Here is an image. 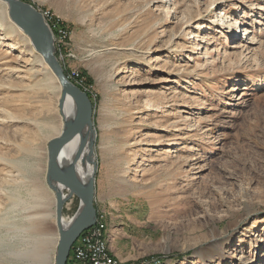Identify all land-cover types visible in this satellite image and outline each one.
Listing matches in <instances>:
<instances>
[{
    "label": "rangeland",
    "instance_id": "1",
    "mask_svg": "<svg viewBox=\"0 0 264 264\" xmlns=\"http://www.w3.org/2000/svg\"><path fill=\"white\" fill-rule=\"evenodd\" d=\"M21 1L66 31L55 56L92 104L110 251L127 264H264V0ZM222 15L233 30L214 26ZM10 35L0 24V264H55L46 169L61 88ZM79 206L71 196L62 217ZM36 212L50 215L44 258L24 260Z\"/></svg>",
    "mask_w": 264,
    "mask_h": 264
},
{
    "label": "water",
    "instance_id": "2",
    "mask_svg": "<svg viewBox=\"0 0 264 264\" xmlns=\"http://www.w3.org/2000/svg\"><path fill=\"white\" fill-rule=\"evenodd\" d=\"M0 1L6 4L9 19L30 39L31 45L41 55L44 63L52 72L61 88V97L69 96L77 105L75 121L68 126H66L67 124L65 122L64 126L66 127L62 133L58 137L50 140L47 144L46 182L50 188L52 187L51 183H55L68 191V198L61 200L51 188L55 192V199L57 198L55 204V220L59 234L55 264H66L71 246L75 240L83 231L89 229L96 220L93 190L94 178L92 184L84 186L72 175H66L61 172L58 166V159L63 148L76 136L82 134L86 129L94 133L92 122L93 107L87 95L67 79L55 56L56 51L53 34L42 17V14L21 0ZM59 108L62 112L61 99L59 101ZM73 195L78 197L80 201L79 209L73 218H71L69 225L62 226L63 204Z\"/></svg>",
    "mask_w": 264,
    "mask_h": 264
},
{
    "label": "bare ground",
    "instance_id": "3",
    "mask_svg": "<svg viewBox=\"0 0 264 264\" xmlns=\"http://www.w3.org/2000/svg\"><path fill=\"white\" fill-rule=\"evenodd\" d=\"M0 5H1V8L3 10V11L0 12V22H1L0 24H1V26H3V28L5 30L9 31L12 36L16 37L17 41H19V42H21L23 44V45L21 44L22 46H25L31 53H33V50H35V49L31 45L30 39L12 21L11 22L7 21V6H6V4H4V3H2L0 1ZM5 21H7V22H5ZM3 22H5V23H3ZM214 26L217 29H220L221 31H224V30L229 31V29L231 30V28L233 30V27L230 26L229 24H227V21L225 22L224 15H222L218 20L214 21ZM244 31H245L244 35L248 36V37L253 33V31L249 30V28H245ZM231 35L233 37H235L237 35V29H236V32H234V34H231ZM233 48H239V49L244 48V50H248L249 49V47H247V46H239V47H233ZM32 58L33 59L31 61V63L34 64L35 66L36 65L41 66V65L45 64L40 54H38V55L33 54ZM125 69L126 68L123 67L118 72V74L119 75L123 74L125 72L124 71ZM52 78H53V80H55L54 77H52ZM57 86H58V84H57ZM60 99L62 100V112H61V115H62V118H63V121H64V125H65V122H66V124H67L66 126H68L70 123L75 121V118H76V115H77V105L72 101V99L69 96H63ZM66 126H63L62 131L64 130V128ZM62 131H60V130L59 131H54V135L58 137L59 136V132L62 133ZM94 140H95L94 133L90 132L89 130L86 129L82 134L76 136L71 142H69L63 148V150L60 153L59 159H58V166H59V169L61 170V172H63L66 175H72L79 182H81L84 186H89L90 184L93 183V178L94 177H92V175H93V172L95 171L94 167L92 165L93 160H94V153H93ZM122 183H124V182H122ZM51 184H52L51 188L59 196V199L65 200L66 198H68V194L65 193V190H64V188L62 186L57 185L55 183H51ZM38 188L34 189V192L36 194H38L39 191H40L39 190L40 188L39 189ZM34 199L38 200V198H36V196L34 197ZM34 199H32V200H34ZM56 200H57V198L55 199V204H56ZM40 201H38V202H40ZM15 205H17V204H15ZM29 205H30V203H29ZM35 206L39 207V204L35 205ZM28 212H30V211H28ZM38 212L33 213V214L31 213V215L26 217L28 222H29L28 223L29 225L27 226L26 230H27V232L29 234L35 235V238L33 236V238H34L33 241L34 242L32 243V248L31 249L27 250L26 252H22V253L19 252V254L13 252L14 255L16 257H18V258L21 257V256H24V260H26L25 256L26 257H34V258H37V257H43L44 258V256H43L44 252H43V248L42 247L45 246V244L47 242L46 241L47 239L45 238V236H46L45 233L41 230V221H43V219H45L46 217L49 218L50 215L48 214L49 216H47L45 214L38 213ZM53 216H55V213H54ZM70 222H71V219L65 220L62 217V220H61L62 226H68ZM57 230H58V228H57ZM58 239H59V234L56 236V240L57 241H58ZM28 261H29V259H28ZM29 263H30V261H29Z\"/></svg>",
    "mask_w": 264,
    "mask_h": 264
},
{
    "label": "built area",
    "instance_id": "4",
    "mask_svg": "<svg viewBox=\"0 0 264 264\" xmlns=\"http://www.w3.org/2000/svg\"><path fill=\"white\" fill-rule=\"evenodd\" d=\"M45 22L52 24L53 30H50L52 34L54 31L57 33L59 40L58 43H62V40L67 37L66 31L56 26L51 20L49 12L41 13ZM54 38V35H53ZM57 40L54 38V45ZM69 81L73 82L79 89H84L83 79L78 72L71 71L67 75ZM66 264H127L114 257L111 252L106 239L105 226L102 224L98 214L96 213L95 223L87 230L83 231L71 246Z\"/></svg>",
    "mask_w": 264,
    "mask_h": 264
},
{
    "label": "crops",
    "instance_id": "5",
    "mask_svg": "<svg viewBox=\"0 0 264 264\" xmlns=\"http://www.w3.org/2000/svg\"><path fill=\"white\" fill-rule=\"evenodd\" d=\"M109 247H110V246H109ZM110 252H111V251H110ZM111 254H112L114 257H116V258H118L119 260H121L122 262L127 263L126 260L120 258V255H119L118 252H116V253H112V252H111Z\"/></svg>",
    "mask_w": 264,
    "mask_h": 264
}]
</instances>
